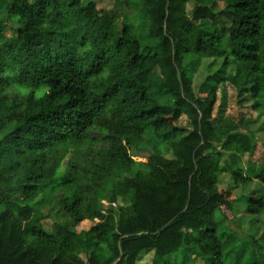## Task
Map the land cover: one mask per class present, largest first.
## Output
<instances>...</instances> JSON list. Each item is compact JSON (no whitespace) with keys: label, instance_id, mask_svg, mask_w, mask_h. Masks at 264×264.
I'll return each mask as SVG.
<instances>
[{"label":"trees","instance_id":"1","mask_svg":"<svg viewBox=\"0 0 264 264\" xmlns=\"http://www.w3.org/2000/svg\"><path fill=\"white\" fill-rule=\"evenodd\" d=\"M188 1L114 0L143 11L147 45L91 0H0V264H136L147 251L151 264H175L184 248L225 264L230 240H220L218 215L237 197L219 186L220 150L254 162L257 139L231 115L214 123V106L221 84L260 106L264 0H212L191 16ZM203 58L233 64L234 73L208 75L196 95L187 65ZM95 126L105 143L56 177L58 146L82 143ZM150 146L138 167L132 149ZM232 173L235 186L251 180ZM108 176L114 184L98 197ZM256 178L264 185V167ZM39 198L73 223L46 231ZM118 198L125 204L115 208ZM245 211L264 217V197L252 192ZM242 260L226 261L264 264Z\"/></svg>","mask_w":264,"mask_h":264},{"label":"rangeland","instance_id":"2","mask_svg":"<svg viewBox=\"0 0 264 264\" xmlns=\"http://www.w3.org/2000/svg\"><path fill=\"white\" fill-rule=\"evenodd\" d=\"M29 2H34L35 0H28ZM88 1V0H80ZM95 3L97 9L108 10L114 12L115 15L119 16V20L115 18L118 26L122 24V20H125L131 27L135 30L137 35L140 37L141 41L147 45H151L152 41L146 36V22L143 15V11L138 8H133L128 5H120L119 7L114 4V0H91ZM136 1V0H135ZM212 0H189L185 5V11L187 15L191 16V12L195 5H205L209 6ZM222 1H218L214 10H218L221 7ZM4 4L0 3V11L3 9ZM222 59L216 58H203L199 60L195 65L194 63H188L190 70L189 74L192 79V88L196 95H204L205 89L203 87V82H208L206 79L208 75L215 73L223 68H221ZM157 74L158 72L155 71ZM234 73L233 64L228 65L225 69L221 71V75H232ZM205 82V83H206ZM154 93V90L152 91ZM165 101V100H163ZM260 106L256 109L252 108V101L249 94H242L239 99H237L236 91L233 87L227 84H221L217 90V100L214 106V123L221 121L224 116H230L234 120L238 121L241 130L246 133L254 132L257 139V150L252 156L243 155L240 156L236 153L220 150L219 162L220 166L223 167L225 171L220 176L219 186L225 189H233L236 200L233 203L232 210L224 209L223 217L222 213L216 214L219 219H222V223L219 224L218 234L221 241H226L229 237L230 242L226 245V250L224 252V257L227 260L233 258L237 253L243 255V260L246 261L249 256L254 257L258 262L264 263V217L257 214H249L245 211L247 197L255 192L259 196L264 197V185L256 178L260 174L261 167H264V93L259 96ZM106 114H104L101 119L104 120ZM102 120V121H103ZM179 125L184 129H188L189 125L187 120L183 117ZM5 134V131L0 134V137ZM105 133L102 134L98 128L95 126L91 129L89 136L86 137L82 143L74 144L72 147L63 148L58 146L59 149L63 151V157H61L60 168L57 172L56 177L62 175L67 169L71 162L79 159L78 157L83 153L91 150L95 151L105 143ZM58 148L51 150V153H58ZM163 150L161 144L159 146ZM151 146L148 149H132L131 153L137 160V166L140 167L141 163L139 161L145 160L151 153ZM88 153V152H87ZM240 171L241 174L246 175L251 178L248 183H239L235 186L233 182V171ZM112 176L106 177V185L102 190H97L95 194L99 197H103L107 191L112 188L114 184ZM114 177V176H113ZM84 176L81 174L79 177L80 183L82 182ZM59 194L58 196H60ZM49 198L42 200L39 198L36 201L35 211L44 216L42 221L43 228L51 232L54 230V223H63L66 226L71 225L73 222L69 219L61 207H58L53 202H50ZM103 201V200H102ZM105 204V201H103ZM125 204L122 199L118 198L114 203L115 208L120 205ZM106 205V204H105ZM227 226V229H226ZM231 230L233 233H230ZM252 238L258 242V247L253 246ZM184 255L187 257H181L179 254L177 262L175 264H206L203 260L196 256L193 250L184 248ZM81 256L83 257V249L80 250ZM185 258V259H184ZM242 259V257H241ZM225 260V264H230V262ZM136 264H151V254L149 251L141 252L137 258Z\"/></svg>","mask_w":264,"mask_h":264}]
</instances>
